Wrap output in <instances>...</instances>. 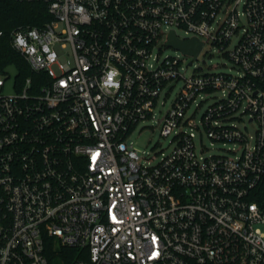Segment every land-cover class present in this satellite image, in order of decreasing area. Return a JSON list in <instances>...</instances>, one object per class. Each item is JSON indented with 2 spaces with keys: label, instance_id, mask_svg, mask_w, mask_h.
I'll list each match as a JSON object with an SVG mask.
<instances>
[{
  "label": "built area",
  "instance_id": "obj_1",
  "mask_svg": "<svg viewBox=\"0 0 264 264\" xmlns=\"http://www.w3.org/2000/svg\"><path fill=\"white\" fill-rule=\"evenodd\" d=\"M18 1L52 18L10 32L33 75H0V264H54L50 237L70 264H264V0ZM172 32L238 74L183 75ZM181 78L156 120L171 150L140 156L129 137Z\"/></svg>",
  "mask_w": 264,
  "mask_h": 264
},
{
  "label": "rangeland",
  "instance_id": "obj_2",
  "mask_svg": "<svg viewBox=\"0 0 264 264\" xmlns=\"http://www.w3.org/2000/svg\"><path fill=\"white\" fill-rule=\"evenodd\" d=\"M178 34L182 37H190V35L186 34L184 30L179 29ZM209 49V46H206ZM212 51L204 52L200 54L198 57L194 55H184V52L180 49H175L173 47H165L161 52V57H165L166 55H178L183 58L181 72L183 75L189 77L193 72H224L231 73L233 75H237L239 72L238 67H236L233 62H231L227 56H225L218 47L211 46ZM62 61H66L68 58L66 56L60 58ZM206 60V62H204ZM193 61L192 65H189V62ZM202 66V68H198ZM17 74V68L13 65H10L6 68L4 73H0L2 77L6 79V84L4 91L6 93L15 92V77ZM185 80L184 78L179 79L175 82L174 86L168 90L165 89L157 106L155 108L156 115L155 120H147L145 122H141L135 129V131L129 137V141H132L135 149L138 151L140 156L142 157H154L159 156L162 151H169L172 148L170 144V137H164L161 134V127L156 122L157 119H160L164 116L165 112L171 107L173 100L176 95L179 94L182 87L184 86ZM214 101V98H209L204 101L200 107L197 108L196 112V120L198 121L201 115L205 112L207 107ZM195 107H193L194 110ZM245 122H248L249 116H245ZM240 126H244V123H238ZM249 129L252 132V125L249 124ZM201 137V138H200ZM197 150L200 151L201 148L204 149L206 154H219L226 153L228 149H238V145H234L232 143H227L223 145L221 142H216L211 140L207 134L203 133L202 135L198 133V137L196 139Z\"/></svg>",
  "mask_w": 264,
  "mask_h": 264
},
{
  "label": "trees",
  "instance_id": "obj_3",
  "mask_svg": "<svg viewBox=\"0 0 264 264\" xmlns=\"http://www.w3.org/2000/svg\"><path fill=\"white\" fill-rule=\"evenodd\" d=\"M47 5L43 2H27L18 0H0V30L5 33L0 38V73L13 65L17 68V84L21 83L28 75H33L24 57L16 51L10 42V32L23 24L43 25L51 19ZM264 197V183L260 187ZM76 248L59 246L53 238H48L46 253L52 263L70 264L75 258Z\"/></svg>",
  "mask_w": 264,
  "mask_h": 264
},
{
  "label": "water",
  "instance_id": "obj_4",
  "mask_svg": "<svg viewBox=\"0 0 264 264\" xmlns=\"http://www.w3.org/2000/svg\"><path fill=\"white\" fill-rule=\"evenodd\" d=\"M167 44L175 48H179L188 54L194 55L195 57H197L202 47V42L198 41V39L194 38L190 41H182L175 35L174 32L170 34Z\"/></svg>",
  "mask_w": 264,
  "mask_h": 264
}]
</instances>
